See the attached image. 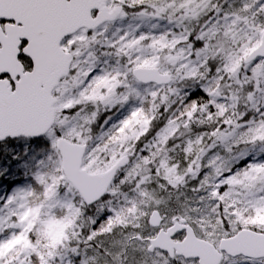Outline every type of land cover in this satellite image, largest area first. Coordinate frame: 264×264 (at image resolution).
I'll use <instances>...</instances> for the list:
<instances>
[{
	"label": "snow or ice",
	"instance_id": "snow-or-ice-1",
	"mask_svg": "<svg viewBox=\"0 0 264 264\" xmlns=\"http://www.w3.org/2000/svg\"><path fill=\"white\" fill-rule=\"evenodd\" d=\"M0 264H264V0H0Z\"/></svg>",
	"mask_w": 264,
	"mask_h": 264
}]
</instances>
